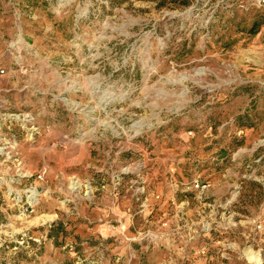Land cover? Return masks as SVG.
I'll list each match as a JSON object with an SVG mask.
<instances>
[{
  "label": "rangeland",
  "instance_id": "obj_1",
  "mask_svg": "<svg viewBox=\"0 0 264 264\" xmlns=\"http://www.w3.org/2000/svg\"><path fill=\"white\" fill-rule=\"evenodd\" d=\"M0 67V264H264V5L0 0Z\"/></svg>",
  "mask_w": 264,
  "mask_h": 264
},
{
  "label": "built area",
  "instance_id": "obj_2",
  "mask_svg": "<svg viewBox=\"0 0 264 264\" xmlns=\"http://www.w3.org/2000/svg\"><path fill=\"white\" fill-rule=\"evenodd\" d=\"M253 2H255L258 5H264V0H253ZM3 73H4V69L0 67V74H3ZM14 116L15 118H12V119H15V121H19L21 123L24 122L27 125L26 129H37V126L34 125V115L31 111L15 113ZM52 145L54 147L62 146V144L59 141H53ZM38 176L39 178L42 179L43 173H40ZM194 185L201 196L206 190V188L209 187L210 184L207 181L196 180Z\"/></svg>",
  "mask_w": 264,
  "mask_h": 264
}]
</instances>
